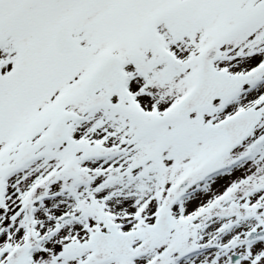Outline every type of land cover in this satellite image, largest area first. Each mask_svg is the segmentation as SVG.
<instances>
[{
  "label": "snow or ice",
  "instance_id": "6c2138e0",
  "mask_svg": "<svg viewBox=\"0 0 264 264\" xmlns=\"http://www.w3.org/2000/svg\"><path fill=\"white\" fill-rule=\"evenodd\" d=\"M0 264H264V0H0Z\"/></svg>",
  "mask_w": 264,
  "mask_h": 264
}]
</instances>
